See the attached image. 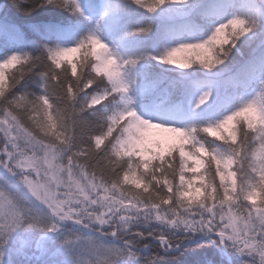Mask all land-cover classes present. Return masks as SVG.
I'll list each match as a JSON object with an SVG mask.
<instances>
[{
  "label": "snow or ice",
  "instance_id": "6c2138e0",
  "mask_svg": "<svg viewBox=\"0 0 264 264\" xmlns=\"http://www.w3.org/2000/svg\"><path fill=\"white\" fill-rule=\"evenodd\" d=\"M244 9L0 0V264L28 230L53 264H264V0Z\"/></svg>",
  "mask_w": 264,
  "mask_h": 264
},
{
  "label": "trees",
  "instance_id": "16d2710c",
  "mask_svg": "<svg viewBox=\"0 0 264 264\" xmlns=\"http://www.w3.org/2000/svg\"><path fill=\"white\" fill-rule=\"evenodd\" d=\"M148 2H150V0H148ZM235 2L237 3V5L241 8L242 11L246 10L244 9V4H245V0H235ZM142 15H146V12L142 11L141 12ZM177 15H179V12L177 11L176 13ZM251 14V13H249ZM36 17H49V16H53V15H68L67 12H64L62 9H38L36 13L33 14ZM92 15H99V12H95L92 13ZM86 31V30H85ZM85 34L84 32L80 33V35ZM176 34L177 35H181V36H185L187 37L188 35L192 34L191 30L187 27L181 26V25H177L176 26ZM110 35V33L107 31V27L105 28V32H104V36L105 38H107ZM4 46V41L0 40V48H2ZM8 47H22L25 50H29L31 45L30 44H8ZM77 57L79 56V54L76 55ZM196 59V56L193 58V60ZM174 67V66H173ZM194 68L198 67V61L197 64L193 65ZM16 68H11L8 70V72H13L15 71ZM179 72L176 70V72L174 73V75H177ZM197 76H199V73H197ZM177 78L179 79V76L177 75ZM194 83H193V90L195 91V81H196V77L191 78ZM161 100H163V97H161ZM235 101L232 104V107H235ZM143 102L137 98V106L140 108L141 111H143V106H142ZM167 107V105L165 103H158L157 105L154 106V111L149 113L150 115L156 116V115H163L165 118H170V114L163 111L165 108ZM223 114V112L221 113ZM39 231H33L32 232V236L38 234ZM211 249L213 251H215L216 249L213 248H196L195 250L193 249H189L188 252L185 254L186 256H193V255H203L204 253H210ZM234 264L240 260L239 257L232 255ZM58 259L57 256H44V257H39V258H34L32 257L29 262L27 264H53V262Z\"/></svg>",
  "mask_w": 264,
  "mask_h": 264
},
{
  "label": "rangeland",
  "instance_id": "374dc122",
  "mask_svg": "<svg viewBox=\"0 0 264 264\" xmlns=\"http://www.w3.org/2000/svg\"><path fill=\"white\" fill-rule=\"evenodd\" d=\"M185 56H191L193 59L196 56V53H176L175 58L178 61H181ZM173 66L175 67V65ZM177 71L179 72L180 70ZM137 110L138 112H142L138 106ZM32 232L33 231L31 230L20 231L15 235L12 241V246L15 251H11L9 253V259L12 264H27L32 257L39 258L44 256H56L54 254L55 249L52 246H46V240L43 238V234L39 232L38 234L32 236ZM212 252H216L219 257L218 250L213 251L211 249L210 253ZM227 256L232 258V255H224L220 258L225 261V264H230ZM232 263L234 264L233 258Z\"/></svg>",
  "mask_w": 264,
  "mask_h": 264
},
{
  "label": "water",
  "instance_id": "95a60500",
  "mask_svg": "<svg viewBox=\"0 0 264 264\" xmlns=\"http://www.w3.org/2000/svg\"><path fill=\"white\" fill-rule=\"evenodd\" d=\"M228 259H229V261H231L230 257Z\"/></svg>",
  "mask_w": 264,
  "mask_h": 264
}]
</instances>
